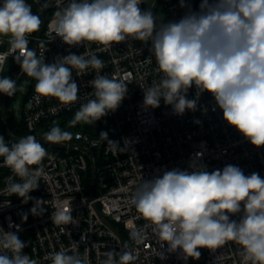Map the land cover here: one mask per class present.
I'll return each mask as SVG.
<instances>
[{
	"label": "clouds",
	"instance_id": "1",
	"mask_svg": "<svg viewBox=\"0 0 264 264\" xmlns=\"http://www.w3.org/2000/svg\"><path fill=\"white\" fill-rule=\"evenodd\" d=\"M142 3L68 0L64 4L59 0L50 27L69 46L96 43L107 50L129 39L151 42L148 62L154 57L163 75L143 91L145 108H158L163 99L171 105L173 114L182 116L186 110L196 111L200 95L208 92L230 126L253 146H264V0H200L198 10L180 0V6L187 9L185 14L178 21L159 26L153 11L141 10ZM50 6L49 0L41 4V8ZM41 24L40 16L33 13L26 0L0 3V38H8L16 53L15 62L36 81V100L53 97L63 105L77 102L79 87L73 80V70L81 75L91 68L97 72L89 82L94 98L80 105L69 126L94 124L115 112L127 94V84L100 75L104 62L94 53H70L46 63L28 47V37L40 31ZM193 86L196 96L188 99ZM17 91L24 89L18 88L14 79L0 76V93L12 97ZM26 107L30 109L32 103ZM100 138L118 145L108 140L106 132H101ZM43 139L63 144L73 139V133L55 125ZM201 155L195 154L190 170L176 168L143 180L131 204L153 226L161 246L166 243L168 252L180 250L185 260H198L201 248L215 251L232 241L240 246L242 264H264V178L255 172L245 175L231 164L209 172L198 163ZM0 157L2 166L10 168L21 181L17 183L9 176L4 190L22 198L23 203L33 200L29 193L39 187L45 175L43 161L52 158L44 145L34 135L23 136L11 145L0 136ZM43 204L42 199H34L31 214L42 215ZM241 212L239 221L230 218ZM27 215L22 219L26 221ZM51 220L57 226L76 223L70 205L58 206ZM25 247L16 232L0 228V264H38L23 252ZM104 256L99 264H134L137 259L130 250H110ZM48 258L51 264H90L87 251L80 255L61 250Z\"/></svg>",
	"mask_w": 264,
	"mask_h": 264
},
{
	"label": "built area",
	"instance_id": "2",
	"mask_svg": "<svg viewBox=\"0 0 264 264\" xmlns=\"http://www.w3.org/2000/svg\"><path fill=\"white\" fill-rule=\"evenodd\" d=\"M150 1L156 0H143L140 5L142 11L147 10L146 4ZM159 1L167 9V17L162 23L178 21L187 11L176 0ZM49 2L52 17L46 18L45 29L36 48L37 55L43 56L46 63H52L57 57L70 53H94L104 62L100 75L123 80L127 84L128 91L119 108L95 122L104 124L103 132L108 134V140L118 145L109 144L100 136L81 129L72 131L73 139L63 143L67 146L79 145L73 150H60L61 153L57 154L44 145L52 158L43 161L45 175L40 179L39 187L29 193L32 198L44 201L45 211L42 215L31 214L34 199L23 203L22 198L10 196L4 190L9 176H13L17 183L21 181L10 168L2 166L3 158H0V228L16 232L26 243L23 252L37 260L38 264H51L49 254L61 250L80 255L87 251L90 264H99L110 250L132 251L137 257L134 264H242L240 246L232 241L215 251L201 248L198 260L183 259L180 250L168 252V245L164 243L161 246L153 226L131 204V197L143 180H151L176 168L190 170L189 164L196 153L202 154L198 163L206 166L209 172L222 170L231 164L238 166L245 175L255 172L264 178V146H253L230 126L208 92L200 95L196 111L186 110L182 116L173 114L171 105H166L163 99L158 108H145L143 91L158 83L163 75L154 57L148 62L152 56L151 42L145 44L129 39L114 43L107 50L96 43L69 46L55 36L50 27L59 0ZM67 2L63 0L64 4ZM26 3L36 14L33 2L26 0ZM160 24L157 23V26ZM37 33L28 37V47L31 49ZM15 54L8 38H0V67L3 68L0 76L8 61L14 60ZM72 75L79 87L80 98L71 105H63L53 97H41L37 101L34 90L36 81L33 80L23 108V119L29 132H37L41 128L48 131L55 126L53 120L75 115L81 104L94 98L90 95L94 89L89 82L95 79L96 70L89 68L84 74L77 75L74 69ZM195 96L196 88L193 86L187 98L193 99ZM2 98L3 94L0 93V128ZM29 102L32 103L30 109L26 107ZM92 162L97 168L94 195L90 194L86 184ZM69 205L76 223L60 226L52 223V212L58 206ZM95 206L120 235L116 225L122 228L125 249L118 235L98 215ZM25 213L28 214L26 221L22 219ZM241 215L242 212L230 218L239 221ZM133 234H136V238H133Z\"/></svg>",
	"mask_w": 264,
	"mask_h": 264
},
{
	"label": "trees",
	"instance_id": "3",
	"mask_svg": "<svg viewBox=\"0 0 264 264\" xmlns=\"http://www.w3.org/2000/svg\"><path fill=\"white\" fill-rule=\"evenodd\" d=\"M28 1H31V0H28ZM37 1L40 4L44 3V0H37ZM176 1L180 4V0H176ZM186 3H190L192 10H198L199 4H200V0H186ZM43 9L45 11L46 18L50 19L52 17V12H51L50 8L48 7V8H43ZM184 9H186V8H184ZM35 12H36L37 15H39L36 10H35ZM20 73H21L20 66L16 63L14 70L10 71L9 76H10V78L15 79V78L18 77V75ZM24 76H26V74H24ZM33 83H34V81L32 79V87H33ZM32 87H31V89H32ZM29 94H30V92H29ZM13 97L14 96L8 98L7 117H6V122L8 124L9 129L13 133V135L16 136V137H19V138H21L23 136H27V135H34V136H36V138L39 137V136L43 137V134L46 133L47 131H44V132H40V131L29 132L28 131V129L25 126L24 119H23V112H22V114L20 116L16 115V113L14 112V110L12 108L11 102L13 100ZM65 126H66V122L65 121L59 125V127H61V128H64ZM83 127L85 128L86 131L92 132V134H94L95 136H100V133L103 132L104 124H102V123L95 124L94 123V124H90V125L89 124L84 125ZM1 128H2V131H3L5 143L11 145V143L14 142L16 139H12V138L8 137V135L4 131L3 127H1ZM70 129L72 130L73 127H71ZM79 129H81V124L78 125V129H76V130H79ZM76 130H74V131H76ZM46 148L49 151H51V152H55L57 154L61 153V151L58 150V149H54V148H51V147H46ZM97 165L99 166V162L98 161H97ZM91 183H92V173H91V171H89L87 173V175H86V184H87V188L88 189L91 188ZM116 226L119 229L121 235L124 237V232H123L122 228L118 227V225H116Z\"/></svg>",
	"mask_w": 264,
	"mask_h": 264
},
{
	"label": "rangeland",
	"instance_id": "4",
	"mask_svg": "<svg viewBox=\"0 0 264 264\" xmlns=\"http://www.w3.org/2000/svg\"><path fill=\"white\" fill-rule=\"evenodd\" d=\"M146 9H150L156 15V23H162L165 21V19L167 17V9L159 0L148 2L146 4ZM15 65H16V62L14 60H9L7 67L5 68L2 76L10 77L9 73L11 70H14ZM17 86H18V88L23 87L24 91L23 92L17 91V93L13 97L11 104H12V108H13L14 112L16 113V115L20 116L23 112L25 101H26V99L29 95V92L31 90V87H32V78L28 77L27 75L24 76L18 82ZM73 118H74V115H66V116H62L59 119L53 120L52 123H53V125L57 124L59 126L61 123H63L65 121L66 126L62 129L65 131H69V132H72V131L78 129V125H80V124H81V130H85V128L83 126L87 125V124H84L83 122H79L75 126H69L70 121H72ZM71 127H73L72 130L70 129ZM40 132H44L43 128L40 129ZM0 136L4 137L2 128H0ZM0 158H2V157H0ZM199 251H200V249H199Z\"/></svg>",
	"mask_w": 264,
	"mask_h": 264
},
{
	"label": "water",
	"instance_id": "5",
	"mask_svg": "<svg viewBox=\"0 0 264 264\" xmlns=\"http://www.w3.org/2000/svg\"><path fill=\"white\" fill-rule=\"evenodd\" d=\"M37 10V12L39 13V16L41 18L42 24H41V29L40 31H38L37 33V38L34 42V46H33V50L36 51L37 45H38V40L41 37L44 29H45V25H46V14L43 8H41V4L37 1V0H31ZM24 76V73L21 71V73L18 75L17 78H15L14 80L16 81V83L18 84V82L22 79V77ZM8 96L3 94V98H2V109H1V121H2V127L4 129V131L6 132V134L8 135V137L12 138V139H16L19 140V137H16L13 135V133L11 132V130L8 127V124L6 122V117H7V104H8ZM38 140H40V142L47 146V147H51L54 149H59V150H65V149H75L77 146L79 145H70L67 146L66 144H52L49 143L47 141H45L43 139V137H38ZM91 173H92V183H91V188H90V194L94 195L95 194V188H96V181H97V168L95 163L92 162V166H91ZM95 209L98 213V215L102 218V220L104 221V223L111 229L113 230L119 237L123 249H125V243L123 241L122 236L117 232V230L115 229V227L113 225H111L103 216V214L101 213V211L99 210V208L97 206H95Z\"/></svg>",
	"mask_w": 264,
	"mask_h": 264
}]
</instances>
